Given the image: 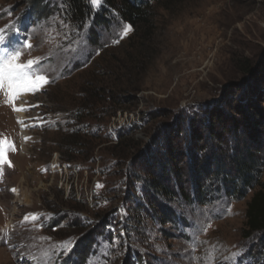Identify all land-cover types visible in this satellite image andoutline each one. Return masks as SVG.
Returning a JSON list of instances; mask_svg holds the SVG:
<instances>
[{
  "label": "rangeland",
  "instance_id": "obj_1",
  "mask_svg": "<svg viewBox=\"0 0 264 264\" xmlns=\"http://www.w3.org/2000/svg\"><path fill=\"white\" fill-rule=\"evenodd\" d=\"M58 4L60 0H0V27L15 20L21 32L31 36L34 47L24 52L22 60L49 57L50 52L59 51L56 45L62 43L61 38L50 39L43 30L47 27L49 31L63 32L48 20L59 11ZM157 15L152 39L145 46L131 39L134 28L119 44L112 43L118 38L112 34L117 21L128 24L115 19L93 34L94 41L85 30L88 51L83 57L65 59L59 53L42 61L45 68L53 69L47 74L54 77V82L46 90L21 97L27 104L38 105L23 112V118L3 103L0 94V139L7 137L17 149L8 150L15 166H5L0 179V264H45L44 254L50 244L71 237L78 238L73 253L59 264H130L131 260L138 262V258L141 264L247 262L245 252L238 261L223 258L244 244L249 248L242 230L253 193L243 200L227 198L206 207H188L190 219L174 225L161 217L162 212L156 219L146 212L144 223L139 225L141 221L132 217L130 206L132 202H144L133 187L141 189L137 176L143 173L139 165H131L133 158L119 166L108 148L116 144L119 129L135 125L141 127L132 134L136 142H149L148 112L159 110L161 116L169 113L171 122L181 110L205 106L225 93L232 81L242 79L233 60L262 55L264 0H179L169 9H160ZM96 78L135 89L132 94L136 105L109 116L97 113L93 121H87L94 125L96 133L98 124L105 126L112 137L94 148L88 159L84 153L76 154L70 162L61 144L64 136L72 133V128L66 126L73 122L68 115L73 108L81 111L84 86ZM33 117L41 119H30ZM18 118L29 127H22ZM33 123L37 126L32 127ZM114 126L117 129L111 132ZM23 132L27 135L23 136ZM25 136L31 139L25 141ZM12 188L19 195L11 192ZM121 208L127 213L123 219ZM27 213H39L41 219L22 224ZM191 222L196 227H189ZM40 223L45 226L40 228ZM209 223L207 232L199 231L201 224ZM121 231L126 244L118 251H100L101 245L108 244ZM42 236L52 240H41ZM196 236L199 240L194 239ZM22 254L28 255L22 258ZM33 256L37 259H31Z\"/></svg>",
  "mask_w": 264,
  "mask_h": 264
},
{
  "label": "trees",
  "instance_id": "obj_2",
  "mask_svg": "<svg viewBox=\"0 0 264 264\" xmlns=\"http://www.w3.org/2000/svg\"><path fill=\"white\" fill-rule=\"evenodd\" d=\"M177 1L104 0L102 8L92 10L95 19L88 29L89 37L94 41L93 34L101 27L120 19L132 24L133 42L140 40L145 46L152 39L158 11L169 9ZM60 3L68 8L67 19L72 25L89 18L88 0ZM140 55L144 58L143 51ZM233 62L242 79L232 81L217 99L205 106L181 110L171 122L169 113L161 116L159 110L148 112L149 142H136L132 134L141 127L135 125L119 129L116 144L108 150L119 160V166L133 158L131 165H139L143 173L137 176L141 189L133 187L139 190L144 202H132L130 206L132 217L141 221L139 225L144 223L146 212L152 219L162 212L161 217L170 224L184 223L186 219L171 206L177 194L187 207H206L227 198L243 200L253 193L242 230V237L250 242L244 254L245 264H264V49L259 58L236 57ZM141 67L146 69L144 64ZM87 83L81 111L73 108L68 115L73 122L66 126L72 128V133L64 136L61 143L65 147L63 155L70 162L76 154L84 153L88 159L94 148L112 137L105 126L98 124L103 130L97 126L96 133L94 125L87 121H93L97 113L109 116L136 105L133 88L110 85L98 78ZM79 252L87 254L86 250ZM138 259L130 264H141V258Z\"/></svg>",
  "mask_w": 264,
  "mask_h": 264
},
{
  "label": "snow or ice",
  "instance_id": "obj_3",
  "mask_svg": "<svg viewBox=\"0 0 264 264\" xmlns=\"http://www.w3.org/2000/svg\"><path fill=\"white\" fill-rule=\"evenodd\" d=\"M67 3V0H65ZM90 7L89 18L81 21L78 25L73 26L71 20L67 19L68 8L65 7V4H58V12L55 13L54 17H49L48 20L53 25H58L60 29H63V32L59 31H49L47 27H44L43 30L49 36L50 39H55V37H60L62 43L57 44L56 48L59 50L52 51L49 53V57H36L32 59H27L26 61L22 60V56L25 51L32 49L34 46L31 42V36L27 33H22L21 28L18 27V21L12 20L4 27H0V94L3 95V103L11 106L14 112H25L30 108L38 107V105H30L25 101L23 104L17 105V101L26 94H33L46 90V86L54 82V77H50L47 73L53 71L51 67L45 68L42 61L47 60L52 56H58L59 53H63L64 58L68 59H78L84 56V53L88 51L87 44V32L86 29H90L95 16L92 14L93 9L102 8L104 0H88ZM8 15H11L9 12ZM115 16L116 14L113 13ZM35 31V29H33ZM133 31L132 24H121L119 20L115 26V31L112 32L113 35H116L118 38L112 40V43L119 44L120 40L127 37L130 32ZM107 46V44H105ZM96 54H99L97 51ZM86 66V64H85ZM27 105V106H25ZM33 120H39V117L30 118ZM18 123L24 127H29L25 123L24 119L18 118ZM32 127H36L37 124L33 123ZM25 141L30 140V137L25 136ZM9 149L13 152L17 151L15 143L9 141L7 137L0 139V179L3 178L5 166L8 168H14V163L10 159ZM98 187H103V185H97ZM18 190L12 188L11 192L16 193ZM177 200L172 203V207L175 212H177L182 218L188 220V207L187 203L182 201L177 194ZM107 203V201H106ZM121 219L126 216V210L121 208ZM205 213L208 211L207 208L203 210ZM41 219L39 213H27L24 215L21 223H35ZM45 225L43 223L39 224L40 228H43ZM189 227H196L195 222H191ZM211 227V224L199 226V231L207 232ZM115 233V229H110ZM124 232L121 231L119 236H114L112 241L108 244L101 245L100 251L108 253L109 248L112 250H119V247L126 244L122 238ZM41 240L51 241V237H40ZM78 238L71 237L67 240L52 243L50 244L49 249L44 254L45 264H59V261L62 258H66L73 253V250L76 246V241ZM195 240H199V237H194ZM7 242V237L5 241ZM200 243H205L200 241ZM247 244H244L239 247L237 251H234L229 257H224V261L235 260L238 261L240 257L247 251ZM28 254H22V258ZM35 260L36 257H31Z\"/></svg>",
  "mask_w": 264,
  "mask_h": 264
},
{
  "label": "bare ground",
  "instance_id": "obj_4",
  "mask_svg": "<svg viewBox=\"0 0 264 264\" xmlns=\"http://www.w3.org/2000/svg\"><path fill=\"white\" fill-rule=\"evenodd\" d=\"M25 97H26V96H25ZM25 97H24V98H21V100H20V104H23V103H24ZM20 104H19V105H20ZM19 116L23 118V117H24V113H23V112H19ZM24 135H27L26 132H23V136H24ZM15 194H16V195H19V191H17Z\"/></svg>",
  "mask_w": 264,
  "mask_h": 264
},
{
  "label": "built area",
  "instance_id": "obj_5",
  "mask_svg": "<svg viewBox=\"0 0 264 264\" xmlns=\"http://www.w3.org/2000/svg\"><path fill=\"white\" fill-rule=\"evenodd\" d=\"M117 129V127L116 126H114V129L113 128H111V132H114V130H116Z\"/></svg>",
  "mask_w": 264,
  "mask_h": 264
}]
</instances>
